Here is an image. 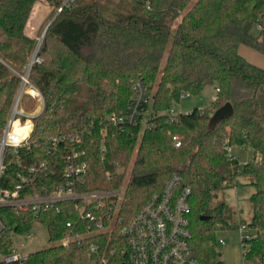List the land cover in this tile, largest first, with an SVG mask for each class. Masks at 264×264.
<instances>
[{
    "label": "trees",
    "instance_id": "obj_1",
    "mask_svg": "<svg viewBox=\"0 0 264 264\" xmlns=\"http://www.w3.org/2000/svg\"><path fill=\"white\" fill-rule=\"evenodd\" d=\"M36 1L0 0V132L20 86L17 73L27 66L36 44L24 32ZM45 1L54 13L63 2ZM127 2H132V10L115 19L105 18L97 2L85 0H75L56 14L28 73L44 97V108L34 119L29 149H21L18 158L25 165L49 159L53 156L50 138L80 134L87 163L84 188H118L124 173H116L115 165H126L137 145L122 215L135 214L173 175H179L180 188L188 186L191 191V248L200 264L219 263L215 232L229 227L233 217L220 194L241 174L254 187L247 224L251 236L243 240V258L247 264L262 259L264 66L247 61L238 48L243 44L264 55V0ZM137 77L154 88L152 116L139 139L140 123L110 128L103 140L101 120L126 108ZM209 85L217 89V99L209 106L217 109L230 102L231 117L209 128L205 110L165 113L182 96L197 95ZM64 145L70 143L58 144V158ZM235 146L249 147L253 159L240 167L230 152ZM18 170V165L9 164L1 186L14 183ZM0 219L21 232L40 221L54 242L64 231L68 215L53 210L16 214L0 208ZM106 239L89 236L81 245L67 247L55 243L29 253L24 264H100ZM0 243L10 247L6 234H0ZM94 244L100 248L91 252Z\"/></svg>",
    "mask_w": 264,
    "mask_h": 264
},
{
    "label": "built area",
    "instance_id": "obj_2",
    "mask_svg": "<svg viewBox=\"0 0 264 264\" xmlns=\"http://www.w3.org/2000/svg\"><path fill=\"white\" fill-rule=\"evenodd\" d=\"M74 2L63 0L56 14ZM30 65L18 73L20 86L0 132V208H7L16 214L32 212L38 215L48 210L65 212L68 215L65 229L54 242L65 247L79 246L89 236H107L102 245L104 251L100 264H200L191 248V191L188 186L180 188L179 175H173L163 189L152 194L135 214L124 217L121 213L127 199L124 191L119 188H84L87 163L80 134L67 138L52 137L49 139L53 151L51 158L27 165L22 163L18 158L19 151L29 149L34 119L44 108L42 93L28 79ZM132 89L126 108L101 120L99 132L103 140L110 128L140 123L146 106L152 103L151 88L141 77L133 81ZM24 94L35 98L41 109L27 111L21 108ZM65 140L70 145L63 146L58 158L57 146ZM175 145L179 146L180 142ZM100 152L103 158L106 152L104 144ZM11 163L18 165L20 170L15 174L14 183L3 187L1 179ZM106 175L109 178L113 176L109 171ZM30 229L21 232L0 219V234H6L10 243L8 249L0 243V264L25 263L28 254L16 248L13 237L17 235L28 239ZM239 231L242 242L250 238L251 232L245 224H240ZM217 243L224 245L225 241L220 239ZM99 248L98 244H94L90 250L96 252ZM250 264H264V255Z\"/></svg>",
    "mask_w": 264,
    "mask_h": 264
},
{
    "label": "rangeland",
    "instance_id": "obj_3",
    "mask_svg": "<svg viewBox=\"0 0 264 264\" xmlns=\"http://www.w3.org/2000/svg\"><path fill=\"white\" fill-rule=\"evenodd\" d=\"M85 1L97 2L101 13L107 19H115L116 17L122 14H126L132 10V6L130 5V3L132 2H127V0ZM34 11H36V13L38 12V14L33 15ZM54 11L55 8L45 0H37L33 5L25 27L30 22L31 17L33 16V22H37L35 26V30L37 29V34L36 36L32 37L35 39L36 44L33 49V52L29 57V62L27 66L30 64L31 59L33 62L38 60L37 55L40 50V45L42 43L44 34L48 26L56 16V12L54 13ZM33 22L30 23L28 27L30 25H33ZM238 52L250 63L255 64L257 66H264V55L257 52L256 50L246 45L240 44ZM165 56L166 55H164V57ZM25 68L23 69V71L25 70ZM151 91L153 94L154 88H152ZM215 99H217V91L215 89V86L209 85L206 86L197 95L188 94L182 96L178 101H175L171 105V107L167 111H165V113L170 116H174L179 113H188L194 108H198L201 110H205L209 114V116H211L215 109L213 108V106L209 105ZM20 107L27 111L33 109L34 111H38L41 109L40 104L36 102V99L33 97L30 98V96H28L27 94L23 95L20 101ZM152 112V103H149L146 106L145 112L143 113L142 119L140 121L141 129L138 139L143 128L147 125L148 120L152 116ZM136 147L137 145L135 146L134 152L132 153L126 165H115V171H117V173H124V179L122 183L118 186V188L124 191V193H126L127 181L133 164ZM230 152L240 167L247 161L253 159L254 157L253 151L246 146L231 147ZM253 191L254 187L248 184L247 179L243 175L238 174L234 185L231 188L224 190L220 194V196L231 206V209L233 210V217L230 221L231 224L229 227L218 229L215 232V248L219 254L218 264H247L243 258L244 249L242 239L240 238L241 234L239 231V227L240 224H245L247 226L248 222L251 219L249 196L253 193ZM29 234L30 238L28 239L17 235L13 237L16 248L23 254H29L31 252L38 251L49 246H53L55 244V242L49 240L48 230L40 222H35L33 224L32 228L29 231ZM220 239H223L225 241L224 245H220L217 243Z\"/></svg>",
    "mask_w": 264,
    "mask_h": 264
},
{
    "label": "water",
    "instance_id": "obj_4",
    "mask_svg": "<svg viewBox=\"0 0 264 264\" xmlns=\"http://www.w3.org/2000/svg\"><path fill=\"white\" fill-rule=\"evenodd\" d=\"M49 25V24H48ZM32 59L30 61V64L32 63ZM233 106L231 105L230 102H225L221 106H219L213 114L210 116L209 121H208V127L212 128L214 127L219 121L231 117L233 115ZM200 219L206 220L208 219L207 216H201Z\"/></svg>",
    "mask_w": 264,
    "mask_h": 264
},
{
    "label": "crops",
    "instance_id": "obj_5",
    "mask_svg": "<svg viewBox=\"0 0 264 264\" xmlns=\"http://www.w3.org/2000/svg\"><path fill=\"white\" fill-rule=\"evenodd\" d=\"M28 22H29V21H28ZM28 25H29V23H28L27 26L25 27V34L28 35V36H30V37L32 38V37L36 36V34H37V31H36V30H37V29L34 30V32H31V31H30V30H31L30 28H31L32 25H30L29 27H28Z\"/></svg>",
    "mask_w": 264,
    "mask_h": 264
}]
</instances>
